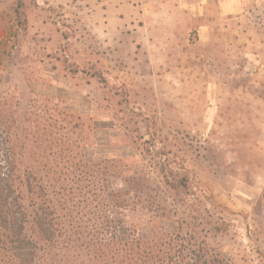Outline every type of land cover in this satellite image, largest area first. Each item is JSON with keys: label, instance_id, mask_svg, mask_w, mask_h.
I'll use <instances>...</instances> for the list:
<instances>
[{"label": "rangeland", "instance_id": "obj_1", "mask_svg": "<svg viewBox=\"0 0 264 264\" xmlns=\"http://www.w3.org/2000/svg\"><path fill=\"white\" fill-rule=\"evenodd\" d=\"M233 2L228 17L219 0H0L1 171L9 143L52 144L81 162L50 198L69 199L67 223L100 227L99 243L140 223L177 264L200 251L264 264V0ZM95 164L121 193L135 181L145 205L88 194L77 178ZM162 165L183 167L190 189L165 186ZM58 247L29 264H66Z\"/></svg>", "mask_w": 264, "mask_h": 264}, {"label": "trees", "instance_id": "obj_2", "mask_svg": "<svg viewBox=\"0 0 264 264\" xmlns=\"http://www.w3.org/2000/svg\"><path fill=\"white\" fill-rule=\"evenodd\" d=\"M50 147L55 148L49 143H36V146L9 143L5 158L6 171L3 173L0 167V264H29L36 253H45L47 256L58 250L60 244L69 257L66 264H83L79 259L85 256L90 264H161L162 261L177 264L173 257L160 255L166 252L168 256L172 249L169 246L166 251L161 249L164 238L160 237L161 232L156 226L152 228L150 240L141 238V224L137 223L129 231L127 239L118 236L109 243H99L100 227L93 228L89 233L83 226L67 223L66 219L71 215L64 218V214H67L64 210L68 207L66 203L69 199L60 201V205L56 204L55 199L50 198V189L57 196L66 197L68 187L64 184L61 169L64 170L70 164L78 169L81 160L69 156L63 162L60 157L57 158V153H50ZM29 152L32 156H28ZM96 169V164L87 169V177H92L89 183H84L88 178H77V184L86 186L88 194L96 197L102 192L106 196L105 201L125 208L129 206L127 196L131 194L135 199V211L145 205L142 196L145 192H138L139 189L132 183L135 181L131 182L126 192L121 193L107 185L102 178L104 172ZM46 170L47 174L44 175ZM160 170L161 182L165 186L175 190L190 189V178L187 172H183V167L171 169L162 165ZM142 186L151 189V183L142 182ZM210 198L213 200L212 195ZM166 213L167 209H163L161 218L168 217L169 212ZM116 226L110 222L105 224L108 229ZM74 250H79L80 254ZM74 256L76 259L72 260ZM192 258L195 264H208L201 251L193 254ZM180 264H184L183 259Z\"/></svg>", "mask_w": 264, "mask_h": 264}, {"label": "crops", "instance_id": "obj_3", "mask_svg": "<svg viewBox=\"0 0 264 264\" xmlns=\"http://www.w3.org/2000/svg\"><path fill=\"white\" fill-rule=\"evenodd\" d=\"M233 1L234 0H219L221 15L231 16L239 12L240 9L239 5L237 4V6H235V3Z\"/></svg>", "mask_w": 264, "mask_h": 264}]
</instances>
